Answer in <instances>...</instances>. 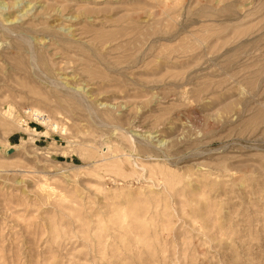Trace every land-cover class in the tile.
Masks as SVG:
<instances>
[{"label":"rangeland","instance_id":"1","mask_svg":"<svg viewBox=\"0 0 264 264\" xmlns=\"http://www.w3.org/2000/svg\"><path fill=\"white\" fill-rule=\"evenodd\" d=\"M0 264H264V0H0Z\"/></svg>","mask_w":264,"mask_h":264},{"label":"built area","instance_id":"2","mask_svg":"<svg viewBox=\"0 0 264 264\" xmlns=\"http://www.w3.org/2000/svg\"><path fill=\"white\" fill-rule=\"evenodd\" d=\"M25 116L28 118H32L34 121H36V124H38L40 122V124L45 125L47 127V125H51V122L49 121V119L45 116H41L40 114H37L34 111H26L25 112ZM50 128V127H49Z\"/></svg>","mask_w":264,"mask_h":264}]
</instances>
